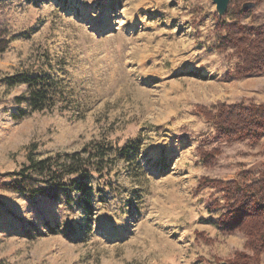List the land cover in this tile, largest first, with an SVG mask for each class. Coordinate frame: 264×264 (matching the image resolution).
Returning a JSON list of instances; mask_svg holds the SVG:
<instances>
[{
    "label": "rangeland",
    "instance_id": "obj_1",
    "mask_svg": "<svg viewBox=\"0 0 264 264\" xmlns=\"http://www.w3.org/2000/svg\"><path fill=\"white\" fill-rule=\"evenodd\" d=\"M218 17L212 0H0V178L34 146L43 159L138 135L147 171L137 207L119 165L114 190L94 188L93 215L0 188V264H264V253L239 260L250 238L218 227L223 187L203 186L264 167V137L219 141L203 114L264 103V75L231 77L238 57L217 50ZM242 23L264 24V0ZM47 63L64 68L74 102L14 120L26 87L5 78Z\"/></svg>",
    "mask_w": 264,
    "mask_h": 264
},
{
    "label": "trees",
    "instance_id": "obj_2",
    "mask_svg": "<svg viewBox=\"0 0 264 264\" xmlns=\"http://www.w3.org/2000/svg\"><path fill=\"white\" fill-rule=\"evenodd\" d=\"M260 2L262 0H232L224 18L218 17L220 34L217 50L226 53L231 49L238 57L231 75L237 80L264 75V24L246 26L242 23L243 18L252 14ZM249 4H254V7L245 8ZM8 45L7 40L0 39V52ZM46 67L41 64L36 69L30 67L25 72L5 78L9 87H26L25 94L15 99L19 107L13 114L14 120L51 111L62 102H66L63 106L67 109L66 106L74 102L72 87L67 79L56 76V70L63 72L64 68H54L50 63ZM203 114L213 120L215 136L219 141L232 143L264 137V103L249 106L243 103L232 106L219 104L214 114L207 110ZM143 146L144 140L139 135L123 146L102 138L91 141L81 151L57 153L43 159L34 157V146L28 150L27 163L19 172L1 176L0 188L29 201L40 198L50 203L63 201L69 208L76 204L83 212L93 215L94 188L98 187V194L103 193L102 190H114L115 186L107 178L119 165H123L128 180L134 182L138 189L132 192L131 198V202L138 207L143 203V192L147 188V171L140 157ZM205 153L201 151L202 160L207 162L210 157H205ZM210 184L223 187L221 205L215 209L223 206L226 210L217 220L218 227L228 234L242 232L250 238L247 248L253 255L241 253L239 260L254 261L264 253V167L259 174L242 171L236 179L224 184L205 180L203 186ZM118 193L127 197L126 191ZM81 228L86 229L85 226Z\"/></svg>",
    "mask_w": 264,
    "mask_h": 264
},
{
    "label": "water",
    "instance_id": "obj_3",
    "mask_svg": "<svg viewBox=\"0 0 264 264\" xmlns=\"http://www.w3.org/2000/svg\"><path fill=\"white\" fill-rule=\"evenodd\" d=\"M231 1L232 0H212L216 6V11L220 18H223L226 15ZM247 7H254V4L246 5L245 8Z\"/></svg>",
    "mask_w": 264,
    "mask_h": 264
}]
</instances>
